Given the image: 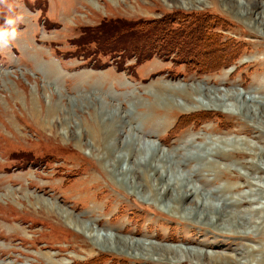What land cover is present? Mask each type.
<instances>
[{"label":"rangeland","instance_id":"obj_1","mask_svg":"<svg viewBox=\"0 0 264 264\" xmlns=\"http://www.w3.org/2000/svg\"><path fill=\"white\" fill-rule=\"evenodd\" d=\"M6 2L13 12L0 5V26L5 16H12L17 36L0 48V264H87L94 258L100 264H224L211 256L218 253L264 264V227L225 228L198 214L175 211L168 208V196L153 201L147 189L134 192L109 170L117 155L126 157L124 142L135 143L140 152L133 154V165L126 159L119 162V170L129 165L136 169L153 150L181 161V156L227 148L208 138L243 137L256 146L255 171L244 168L252 158L240 151L216 160L229 168L226 173L206 167L200 159L179 163L170 176L188 181L198 196L220 208L230 202L228 197L255 188L237 177L246 172L263 191L253 189L250 205L225 209L264 221V120L197 107L193 100L197 85L215 94L235 88L250 107L264 103V26L253 25L264 0ZM168 16L174 23L166 22ZM134 23L141 28L129 33ZM227 42L237 45L236 55L216 67ZM167 44L173 49L169 57L159 54ZM150 50V57L137 62L138 52L145 56ZM193 62L197 71L214 69L199 74L190 68ZM185 92L191 99L185 100ZM166 103L173 104L169 112H159ZM50 106L56 112L53 118L36 119L33 107L46 112ZM97 113L101 123L108 115L117 120L116 133L109 139L108 133L97 132L99 145L94 148L88 130L96 126L92 116ZM195 136L203 138L191 141ZM115 141L108 159H102V142L108 146ZM186 141L191 145L185 146ZM194 168L199 169L197 175H192ZM141 170L127 178L138 183ZM234 182L245 186L236 192L222 189ZM47 203L53 204V215L41 208ZM188 203L183 201L182 208L187 210ZM56 208L87 224L98 221L95 228L109 236L196 253L145 255L133 247L123 252L106 249L62 220ZM251 208L262 209L247 214Z\"/></svg>","mask_w":264,"mask_h":264},{"label":"bare ground","instance_id":"obj_2","mask_svg":"<svg viewBox=\"0 0 264 264\" xmlns=\"http://www.w3.org/2000/svg\"><path fill=\"white\" fill-rule=\"evenodd\" d=\"M235 1L240 2V0H234V2ZM250 1L251 0H248V2H250ZM240 5H239V8H240ZM253 6L255 7V3L253 4ZM256 14H258V17L254 18L255 20L253 21L254 22L253 25L256 27H262V29H263V26H264V8L261 9L260 12H257ZM234 89L231 91H227V92L224 91V92H221L219 94H215V93L207 91L204 88H198L196 85V86H193V91L196 92L197 95L195 96V99H193V100L198 105L197 107H203L206 109H214V110L219 109L220 111L222 109H224L225 112H227V113L230 112L231 114H234V115H237L240 117L246 115L247 117H252L255 120H258V119L264 120V103H261V104L259 103V105H258L259 107H257V106L250 107L244 100L245 96L242 95V93L240 91H238L237 89H235V90ZM197 96H201V98L199 99ZM184 98H185V100H189V99H191V95L188 92H185ZM228 99L232 100V101L231 100L228 101V102H231V104L230 103L227 104L226 100H228ZM256 101L258 102V100H256ZM37 103H40V101L38 100ZM157 106L153 105V109H157ZM172 106H173L172 103H166L165 106H163L164 108H161V110H159V112L162 111L163 113L167 114V112H169L168 110H170ZM181 107H186V105H183ZM188 109L189 108H185V110H188ZM32 111L35 114L36 119H40L41 115L46 117V118L49 116L53 118L56 115L54 108L51 106L47 108L46 112L44 111V108H39V107H37V108L33 107ZM99 114L100 113H97V114L92 116V120H93V122L96 123V126L91 127L90 130H88L89 133L91 134L92 138H93V144L92 145L94 148H98V145H99V139L96 138L97 132L102 133V134L108 133V135L110 137L109 139H112L113 135H115V133H116L114 128H113V125L116 124L114 122H116L117 120L114 119L111 115H108L107 119L102 121V123H101V120H99L97 118V116ZM54 124H55V121L53 123V126H54ZM103 126L108 127L105 132L102 131ZM103 138H105V136ZM197 138H203V137L202 136H195L191 141H193ZM207 140H210V143H214L215 142L214 140L222 142L225 144V146H227V148L213 149L212 151H210L206 154H203V155H197L196 156L194 154H190L189 156H186V155L181 156V161H179V159H178V161L177 160L173 161V159H172V157H170V155L164 154V152L160 153V149L159 150H153V153L148 160H145V158L143 157L137 162V164H138L137 168H139V169L142 168V170H141L142 175H141L138 183L136 181L132 183L131 178H127V176H128V174L135 172L137 169V168L135 169V166L130 167L129 164L133 165V163H135V161L134 162L132 161L133 154L139 150L138 149L136 150L135 143L125 144V142H124L123 147L124 148H125V146L127 147V148H125L126 157L123 156V153L120 156L117 155V160H112L109 163V167H111L109 170H112L115 173L117 172V175L120 176L119 183L121 185L122 184H124L125 186H128V184L132 185V187H131L132 191H134V192L137 191L139 193L140 191H142V189H147V191L150 193L149 195L151 197H153L152 198L153 201H156V198L165 197V195L168 196L169 203L171 204V205H168V208H170V209L172 208L175 211L183 210L186 214H189V215L198 214V216L200 218L205 219V220H209L210 222L216 223V225L218 224L219 226L221 224L222 227H225V228H227V227L232 228L233 226L235 228V227L244 226L245 224L246 225H254L257 228L258 227H264V221H258L262 217L256 221V220L252 219L251 217L242 214L241 210H238L236 212L235 211L232 212L230 210L225 209L228 205H231V206L236 208L239 203L244 202V203L249 204V202H252L254 192H255V190L253 192V189L263 191V188H262L263 186L262 187L260 186V188H257V186L252 181L248 180V178L251 177V176L246 177V175L248 173H246V172L245 173H239L238 172L239 174H237V177L242 179L243 184H245V185L250 184L249 187H251L253 185V186H255V188H251L252 190L250 189V192H240L237 195H235L234 197L233 196L228 197L231 199L230 202L228 204L222 203L220 208L215 207L213 204H211L209 202H206L205 201L206 197H204V195L198 196L197 195L198 190L194 187V185H192L188 181L184 180L183 178L180 179V177H178L176 179L175 174L172 176L173 178H171L170 175L175 172V169L177 168V165L179 163L182 162L183 164L184 163L187 164L193 160L197 161L200 159L203 160L204 165L206 167H211L213 169H217L218 171L222 170V172L226 173L227 169H229V168H227L226 166H221L216 160H218V159H220V160L230 159L232 154H234L236 152H240V151H241L240 153L247 155L248 157L252 158V159L250 158L251 160L247 163L248 166L246 164L243 165L244 168H247L248 170H252V169L254 170V168H256V163H257V161L255 160V159H257L256 153H255L256 152V150H255L256 146L252 142L246 141V139L243 137H237V136H233V135L216 136L215 139L208 138ZM191 141H189V142L186 141L185 146L191 145ZM116 143H117V141H115L111 145L105 146L104 142H102L100 150L102 152H104V154H105V155H102V157H101L102 159H104V160L108 159V157L110 155L109 150H111V153H112ZM230 146L232 148L229 149ZM239 146L242 148V150L240 149ZM119 148H120V146H119ZM124 159H126L129 162V164H128L129 167H126L123 170H119L118 164L122 160L124 161ZM262 162H264V159H262L261 163ZM262 167L264 169L263 165H262ZM105 170H107V169H105ZM234 171H236V170H234ZM150 172H152L151 175H150ZM198 172H199V169L194 168L192 170V175H197ZM150 181H151V184H150ZM262 181H264V180H262ZM162 182L164 184L161 185ZM243 184H240L237 182L236 183L235 182L234 183H227L225 186L222 185L223 186L222 189L224 191H227V192H232V191L236 192V191H239V189H241L243 186H245ZM159 185L161 187H159ZM219 192H221V191H219ZM186 200L189 201V203H188L189 206L187 207V210L185 208H182V206H181L182 202L186 201ZM44 205L45 206H41V208L45 209L48 214L53 215L54 214L53 212H55V208H54L53 204L47 203ZM70 207L73 208L74 210L77 209V207L74 205H71ZM261 209L262 208H260V210ZM260 210L258 211V210H256V208H251V209H248L247 214H253V213L256 214V212L257 211L260 212ZM242 212H243V210H242ZM56 213H57V215L61 216L62 220L67 222L73 228L77 229V231L79 230L83 233H88V236L90 238H92L97 244H99V245L102 244V247H104L106 249H117V250L123 252V251H127L128 249L131 250L133 247V248L138 249L139 251L143 252L145 255L159 254V253H163V254L171 253L174 255H176L178 253H188V254H195L196 253L195 250H189V249H186L183 247H174V246H165V245L160 246V245H156L153 243H146V242L141 241V240H133V239L128 240V239H125V238L120 237V236H111V235L109 236L107 233L106 234L100 233L99 230L96 229L97 227L95 228L94 224L98 221L93 220L94 224L84 223L81 220L77 219L70 212L64 211V209H60V208L57 209ZM216 225H214V226H216ZM228 230H230V229L228 228ZM232 231H234V230H232ZM260 248H262V247L260 246ZM253 249L254 248H251V250L248 251L249 254H250V251H252ZM257 251H261V250L258 249ZM199 252H201V251H199ZM262 253H263V251H262ZM247 254H242V257H245ZM211 256L214 257L216 260H218L220 263H224V264H253V258H251V260H247V258L246 259L244 258V260H240L239 258H235L236 256L232 257V256H228L227 254L221 255L219 253L215 254V255H211ZM211 256H210V258H211ZM239 256H241V255H239ZM251 257H252V255H251ZM262 260H263V257H262Z\"/></svg>","mask_w":264,"mask_h":264},{"label":"trees","instance_id":"obj_3","mask_svg":"<svg viewBox=\"0 0 264 264\" xmlns=\"http://www.w3.org/2000/svg\"><path fill=\"white\" fill-rule=\"evenodd\" d=\"M166 22H168V23H174V18L172 17V16H168L167 17V19H166ZM136 28H141V27H138L137 25H136V23H134L133 25H132V27H130L129 28V33L131 32V31H133V30H136ZM205 33H203L202 35H204ZM190 39H185V41L184 42H187V41H189ZM199 41H200V38H197L196 40H195V42H196V44H199ZM169 43H171V41L169 40L168 41ZM231 45V43L230 42H227V47H226V49L221 53L222 54V59H221V61L224 59V58H227V60L226 61H223V62H221L220 61V63H218V65L216 66V67H218V66H221L222 64H227V61H229L231 58H233V57H235V55H236V52H237V45H232V46H230ZM167 46L169 47L168 49H166V51H164V49L162 50H160L159 51V54H161L160 52L162 51V56L163 55H165V56H167V57H169V55L172 53V50L173 49H170L171 47L167 44ZM195 46H197V45H195ZM146 47V46H145ZM237 49V50H236ZM227 51H230V54H228V53H226ZM153 52V50H150V52H148V54H146L145 56H142V54L140 53V52H138V56H136V59H137V62H139V61H142V59H147L148 57H150ZM166 52V53H165ZM165 53V54H164ZM135 56V55H134ZM144 57V58H143ZM190 68H193V70H195V71H197V69H195V68H197V66L195 65V62H193L192 64H191V66H190ZM214 68H208L207 70L206 69H200L199 71H197L199 74H203V73H205L206 71H211V70H213ZM189 71H192V70H190L189 69ZM102 259V258H101ZM98 259L97 258H94V259H91V261H89V262H87V264H100L99 263V260L97 261ZM102 262V261H101Z\"/></svg>","mask_w":264,"mask_h":264},{"label":"clouds","instance_id":"obj_4","mask_svg":"<svg viewBox=\"0 0 264 264\" xmlns=\"http://www.w3.org/2000/svg\"><path fill=\"white\" fill-rule=\"evenodd\" d=\"M0 5H4L9 13L13 12V5L8 4L6 0H0ZM16 23L17 20L12 16L4 17V25L0 26V48H7L11 41L16 38Z\"/></svg>","mask_w":264,"mask_h":264}]
</instances>
